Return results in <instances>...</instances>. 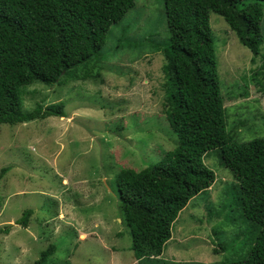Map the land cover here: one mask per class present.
<instances>
[{
	"label": "rangeland",
	"instance_id": "374dc122",
	"mask_svg": "<svg viewBox=\"0 0 264 264\" xmlns=\"http://www.w3.org/2000/svg\"><path fill=\"white\" fill-rule=\"evenodd\" d=\"M209 24L227 132L236 143L263 138L264 95L250 78L261 57L239 44L222 17L210 13ZM168 39L163 0H134L109 28L101 79L22 90V112L62 104L66 116L0 125V264H33L49 247L54 251L44 264H224L245 258L257 228L241 216L239 183L217 150L203 157L213 185L178 214L161 255L136 260L131 251L114 181L122 170L159 165L177 143L162 113L163 56L150 49L151 40L163 48ZM245 91L247 97L239 96ZM26 210L32 214L24 228L16 221Z\"/></svg>",
	"mask_w": 264,
	"mask_h": 264
},
{
	"label": "trees",
	"instance_id": "16d2710c",
	"mask_svg": "<svg viewBox=\"0 0 264 264\" xmlns=\"http://www.w3.org/2000/svg\"><path fill=\"white\" fill-rule=\"evenodd\" d=\"M163 4L168 43L161 48L151 40L150 49L163 56L162 113L177 143L159 165L140 172L125 169L115 177L131 251L136 260L161 255L178 214L213 185L214 174L203 165V157L217 150L221 164L239 183L241 216L257 228L245 258L224 264H264V137L236 143L227 132L209 24L210 13L222 17L239 44L261 57L250 78L264 95V0ZM133 8L134 0H0V125L65 117L62 104H36L22 112V90L36 83L60 85L63 79H101L100 52L109 28ZM31 214L24 211L16 224L26 228ZM53 251L47 248L33 264H44Z\"/></svg>",
	"mask_w": 264,
	"mask_h": 264
}]
</instances>
